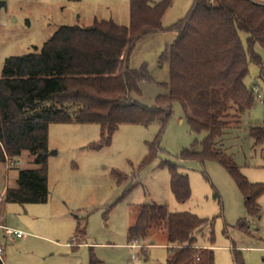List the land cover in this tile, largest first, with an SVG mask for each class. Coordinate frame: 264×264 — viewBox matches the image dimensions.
I'll return each instance as SVG.
<instances>
[{"label":"rangeland","instance_id":"obj_1","mask_svg":"<svg viewBox=\"0 0 264 264\" xmlns=\"http://www.w3.org/2000/svg\"><path fill=\"white\" fill-rule=\"evenodd\" d=\"M162 0H151L157 4ZM264 5V0H252ZM194 0H175L165 14V28L186 17ZM130 0H0V77L5 61L30 54L62 26L90 27L95 21L129 24ZM177 38L174 32L141 38L131 55L130 68L146 65L152 82L140 85L142 96L132 98L148 107L166 95L159 85L170 80L169 63L161 61L166 48ZM246 50L248 35L240 33ZM264 66V50H253ZM245 85L254 92V105L240 122L230 121L216 149L225 152L252 184L264 185L263 145H256L250 130L264 122V78L256 64L249 65ZM173 116L159 144L157 158L141 169L148 143L155 141L160 121L148 126L123 124L109 145L101 142L96 124H51L45 164L48 199L43 204L7 203V188L18 187V174L38 170L35 157H21L0 165V207L5 224L26 235L23 240L0 239L4 264H167L170 258L165 233L132 245L128 230L137 208L164 206L171 214L189 213L210 222L196 235L202 248L214 236L215 264H235L237 251L244 264H264V194L258 200L260 214L250 217L244 198L228 172L217 162L182 161L185 149L202 151L205 133H193L184 109L175 104ZM52 153H56L53 155ZM177 164L189 178L191 198L176 202L170 189V174L163 162ZM242 223V227L239 224ZM85 237L72 243L76 228ZM81 244V245H77Z\"/></svg>","mask_w":264,"mask_h":264},{"label":"trees","instance_id":"obj_2","mask_svg":"<svg viewBox=\"0 0 264 264\" xmlns=\"http://www.w3.org/2000/svg\"><path fill=\"white\" fill-rule=\"evenodd\" d=\"M175 0H130L129 24L95 21L90 27L62 26L43 45L22 57L5 61L0 77V165L28 152L38 170L18 174V187L7 188V203L43 204L48 199V177L44 156L51 124H96L101 129L100 149L111 142L123 124L148 126L160 121L159 134L148 143L140 168L149 166L159 151L160 140L173 116V107H183L193 133H205L202 151L185 149L182 161H214L235 182L250 217L260 214L258 200L264 185L252 184L233 160L215 144L231 124L238 123L254 105V92L245 85L249 65L256 64L264 78V5L252 0H194L185 18L165 28L162 24ZM174 32L161 61L169 63L170 80L159 85L167 93L148 107L135 101L142 96L143 82H152L146 65L130 68L137 42L146 36ZM240 33L248 35L245 49ZM264 105V101H263ZM256 145H263L264 122L250 130ZM170 174V189L179 204L191 198L189 178L180 167L163 162ZM210 222L189 213L171 214L164 206L143 205L128 230L129 242L139 245L156 233H165L170 258L167 264H215L214 236L202 248L196 235ZM242 223L239 224L241 228ZM75 239L85 237L79 224ZM235 264H244L233 251ZM0 264H4L0 258Z\"/></svg>","mask_w":264,"mask_h":264},{"label":"built area","instance_id":"obj_3","mask_svg":"<svg viewBox=\"0 0 264 264\" xmlns=\"http://www.w3.org/2000/svg\"><path fill=\"white\" fill-rule=\"evenodd\" d=\"M1 238L5 240H14V239L19 240V239H25L26 235L17 230L11 229L5 224L4 217L0 207V239ZM75 241L76 239L74 238L72 243H74ZM3 253H4L3 247L0 245V258H2Z\"/></svg>","mask_w":264,"mask_h":264},{"label":"water","instance_id":"obj_4","mask_svg":"<svg viewBox=\"0 0 264 264\" xmlns=\"http://www.w3.org/2000/svg\"><path fill=\"white\" fill-rule=\"evenodd\" d=\"M53 155H55L56 153H52ZM46 153L45 152H41V156H45Z\"/></svg>","mask_w":264,"mask_h":264},{"label":"crops","instance_id":"obj_5","mask_svg":"<svg viewBox=\"0 0 264 264\" xmlns=\"http://www.w3.org/2000/svg\"><path fill=\"white\" fill-rule=\"evenodd\" d=\"M19 240H23V239H19ZM13 241H15V239L13 240ZM77 245H81V244H77ZM138 245V244H137ZM140 245V244H139Z\"/></svg>","mask_w":264,"mask_h":264}]
</instances>
